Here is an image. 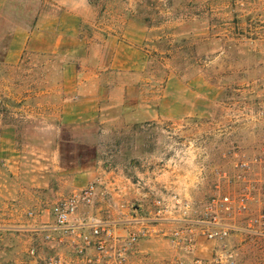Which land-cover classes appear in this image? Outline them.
Returning <instances> with one entry per match:
<instances>
[{"label": "rangeland", "instance_id": "rangeland-1", "mask_svg": "<svg viewBox=\"0 0 264 264\" xmlns=\"http://www.w3.org/2000/svg\"><path fill=\"white\" fill-rule=\"evenodd\" d=\"M88 3L93 17L84 26L88 40L101 45L128 21L148 29L144 48L150 53L140 79L143 96L158 105L159 118L124 123L117 135H104L100 155L94 147L63 145V170L52 168L44 176L38 161L52 162L58 141L69 139L67 131H58L62 122L52 115L62 97L49 86L59 73L50 72L48 66L46 72L32 67L30 72L14 74L18 87L0 90V114L17 127L18 147L26 150L32 164V185L33 180L46 179L48 186H32L24 198L15 194L9 202L0 201V264H40L54 254L39 228L54 222L52 210L58 201L91 183L96 184V201L92 207H82L81 213L99 219L148 216L154 200L170 193L189 198L199 214L219 191L239 186L229 183L236 171L235 156H252L264 145V0ZM0 75L5 84L8 74ZM93 167L95 171L101 167L100 176L82 184ZM75 172L79 183L64 184L68 180L62 178ZM194 239V253L187 254L159 234L141 243L134 260L264 264V237L236 235L210 242L196 230Z\"/></svg>", "mask_w": 264, "mask_h": 264}, {"label": "crops", "instance_id": "crops-1", "mask_svg": "<svg viewBox=\"0 0 264 264\" xmlns=\"http://www.w3.org/2000/svg\"><path fill=\"white\" fill-rule=\"evenodd\" d=\"M90 14L88 0H0V74H8L6 85L0 75V90H15L14 74L30 72L32 67L46 72L49 66L50 72L59 73L49 86L62 97L52 115L62 122L58 131H67L69 139L58 141L52 162L38 161L44 176L52 168L63 170V145L94 147L100 155L104 135H117L124 123L159 118L158 105L143 96L140 79L150 53L144 48L148 29L128 21L100 45L84 33V26L93 21ZM17 134L10 117L0 114V201L9 202L15 194L24 198L32 186H48L46 179L33 180L32 185V164L26 150L18 147ZM95 168L84 174L82 184L100 176L101 167ZM62 179L68 181L61 183L73 186L80 176L75 172Z\"/></svg>", "mask_w": 264, "mask_h": 264}, {"label": "built area", "instance_id": "built-area-1", "mask_svg": "<svg viewBox=\"0 0 264 264\" xmlns=\"http://www.w3.org/2000/svg\"><path fill=\"white\" fill-rule=\"evenodd\" d=\"M261 115L264 119V110ZM235 157L236 171L229 183L239 186L219 191L199 214L189 198L177 193L155 199L145 217L134 214L131 219L110 221L82 214V207H92L96 201L95 183L58 201L52 210L54 222L39 228L45 245L54 250L40 264H145L134 260L139 247L159 234L187 254L194 253L196 230L210 242L236 235L264 237V145L257 154ZM30 254L34 256L35 250ZM196 263L211 264L201 259Z\"/></svg>", "mask_w": 264, "mask_h": 264}]
</instances>
